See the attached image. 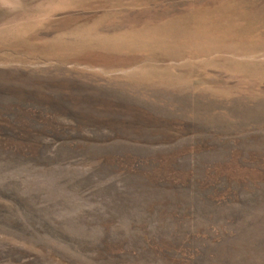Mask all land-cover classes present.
<instances>
[{"label":"rangeland","instance_id":"obj_1","mask_svg":"<svg viewBox=\"0 0 264 264\" xmlns=\"http://www.w3.org/2000/svg\"><path fill=\"white\" fill-rule=\"evenodd\" d=\"M0 264H264V0H0Z\"/></svg>","mask_w":264,"mask_h":264}]
</instances>
